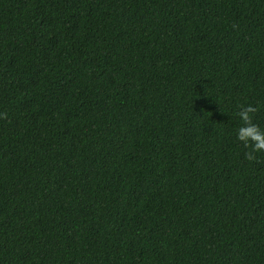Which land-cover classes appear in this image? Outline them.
Masks as SVG:
<instances>
[{
    "label": "trees",
    "instance_id": "trees-1",
    "mask_svg": "<svg viewBox=\"0 0 264 264\" xmlns=\"http://www.w3.org/2000/svg\"><path fill=\"white\" fill-rule=\"evenodd\" d=\"M264 0H0V264H264Z\"/></svg>",
    "mask_w": 264,
    "mask_h": 264
},
{
    "label": "clouds",
    "instance_id": "clouds-1",
    "mask_svg": "<svg viewBox=\"0 0 264 264\" xmlns=\"http://www.w3.org/2000/svg\"><path fill=\"white\" fill-rule=\"evenodd\" d=\"M259 109V105H239L235 112L239 124L235 128V138L243 145L246 158L252 160L257 153H264V127L254 121V116Z\"/></svg>",
    "mask_w": 264,
    "mask_h": 264
}]
</instances>
